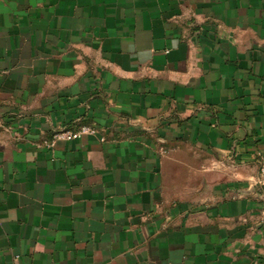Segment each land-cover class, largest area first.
I'll list each match as a JSON object with an SVG mask.
<instances>
[{
    "label": "crops",
    "instance_id": "0c3cea01",
    "mask_svg": "<svg viewBox=\"0 0 264 264\" xmlns=\"http://www.w3.org/2000/svg\"><path fill=\"white\" fill-rule=\"evenodd\" d=\"M0 120V264H264V0H0Z\"/></svg>",
    "mask_w": 264,
    "mask_h": 264
},
{
    "label": "built area",
    "instance_id": "2783aa9c",
    "mask_svg": "<svg viewBox=\"0 0 264 264\" xmlns=\"http://www.w3.org/2000/svg\"><path fill=\"white\" fill-rule=\"evenodd\" d=\"M2 128H3V122L0 120V129ZM85 134H95L94 128L88 126H81L77 130H58L53 135V141L51 142V145L53 144V142L57 140H63V141L76 140ZM255 182L258 186L264 188V164L259 166L257 178ZM260 211L261 214L264 215V198L261 201Z\"/></svg>",
    "mask_w": 264,
    "mask_h": 264
}]
</instances>
